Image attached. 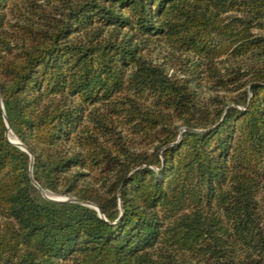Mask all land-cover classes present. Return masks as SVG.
<instances>
[{"label":"trees","instance_id":"trees-1","mask_svg":"<svg viewBox=\"0 0 264 264\" xmlns=\"http://www.w3.org/2000/svg\"><path fill=\"white\" fill-rule=\"evenodd\" d=\"M25 1L0 0V264H264V0Z\"/></svg>","mask_w":264,"mask_h":264},{"label":"rangeland","instance_id":"rangeland-1","mask_svg":"<svg viewBox=\"0 0 264 264\" xmlns=\"http://www.w3.org/2000/svg\"><path fill=\"white\" fill-rule=\"evenodd\" d=\"M38 3H40L41 5H43V9H45V11L52 13L53 9L57 8V7H61L62 6V1L59 0H37ZM74 2L76 0H64V2ZM19 5H21V9L23 11H26L28 15H31L29 13V11L27 10V2L25 0H20ZM18 11L17 9L13 8V10H11L9 12V19L12 21V23H15L16 20H19L20 17L17 14ZM33 19L37 20V16H33ZM24 20V19H23ZM22 19L20 22H24ZM28 21V20H26ZM20 40V39H19ZM144 55L145 57L150 60L153 61L155 63H159L162 64L164 66V68L166 69V71L168 72L169 75H172L176 78H184V77H188L187 76V72H184L183 67L187 69V71H191L193 65L192 61L187 60L188 54L182 55L179 53H173L172 50H170L168 47H166L165 45L162 44H158V45H153L148 47L147 49L144 50ZM183 62H186V64H183ZM227 64V63H226ZM221 65V64H220ZM206 89V87H204ZM201 95H204V99L209 100L211 97L218 95L219 97H221L223 100L228 101L229 99V95H228V91H218L213 93L209 90H204L201 89ZM177 124L179 125V131L180 133H182L184 130H186V128L184 126L181 125V121H177ZM120 129L124 132V135H131L130 132V126H128L127 124L124 126H119ZM9 134V133H8ZM9 137L12 141H16L18 138L14 135V133L11 131L9 134ZM131 146H134L135 143H132V141H128ZM153 144H149V143H144L141 144L139 146L142 147H149L151 149ZM36 195L42 198H69L67 195H63V194H58V193H54L48 189H43V188H39L36 186Z\"/></svg>","mask_w":264,"mask_h":264},{"label":"water","instance_id":"water-1","mask_svg":"<svg viewBox=\"0 0 264 264\" xmlns=\"http://www.w3.org/2000/svg\"><path fill=\"white\" fill-rule=\"evenodd\" d=\"M0 102L2 103V99H1V97H0ZM8 138H9V140H10L12 143L16 144L17 146H19L20 148H22V149H24V150H27V147H26L23 143H21L18 139H17L16 141H12V140L10 139L9 136H8ZM32 169H33V162H31V164H30V173H31V177H32V179H33V176H32ZM33 181H34V179H33ZM34 183H35V185H36L37 187H39V188H43V187H41L37 182L34 181ZM43 189H44V188H43ZM47 199L52 200V201H58V202H61V201H68V200H70V201H77V200H75V199H73V198H61V197H59V198H47ZM83 203L88 204V205H90V206H93V207H95V208L97 209V207H96L93 203H91V202H83Z\"/></svg>","mask_w":264,"mask_h":264}]
</instances>
